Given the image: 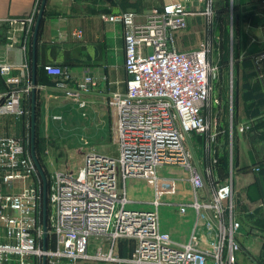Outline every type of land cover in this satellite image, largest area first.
Masks as SVG:
<instances>
[{
	"label": "built area",
	"instance_id": "1",
	"mask_svg": "<svg viewBox=\"0 0 264 264\" xmlns=\"http://www.w3.org/2000/svg\"><path fill=\"white\" fill-rule=\"evenodd\" d=\"M212 1H170L148 12L143 21L134 12L102 15L104 21L122 25L127 47V91L109 100L117 147L112 154H87L76 175L51 176L47 250L43 249V180L31 155V134L0 135V229L5 231L0 264H43L44 257L47 264H239L242 246L237 236L243 225L233 182L220 183L212 194L204 192L205 178L219 162L214 157L219 133L211 129L207 115L212 43L203 41L189 51L176 46L189 18L205 15L203 7L209 12ZM41 3L37 1L31 15L9 20L19 28L8 48L29 49ZM76 36L82 37V31ZM261 61L264 52L256 58L257 64ZM15 68L9 62L0 63V77L9 78ZM21 68L29 81L22 88L0 93V117L27 113L23 101L33 85L28 63ZM44 70L68 97L78 99L77 93L66 89L65 68L47 64ZM97 85L88 77L82 88ZM194 134L205 138V160L212 161L206 173L191 162L187 138ZM165 167L183 168L192 187V200L176 204L179 215L186 217L191 209L197 215L187 243L175 241L162 230L157 209L133 207L128 198L129 179L153 184L159 195L163 178L158 172ZM262 169L252 167L254 172ZM93 239L109 245L101 244L91 252ZM120 242L131 249L127 257L117 254Z\"/></svg>",
	"mask_w": 264,
	"mask_h": 264
},
{
	"label": "crops",
	"instance_id": "2",
	"mask_svg": "<svg viewBox=\"0 0 264 264\" xmlns=\"http://www.w3.org/2000/svg\"><path fill=\"white\" fill-rule=\"evenodd\" d=\"M37 1L0 0V63L9 62L17 67L9 78L1 77L3 87H0V93L22 88L29 81L23 75V63L30 66L32 82L33 38L27 51L19 46L8 48L10 38L18 33L19 28L11 26L9 20L31 15ZM170 1L174 0H48L37 45V119H80L85 132L105 140L114 125L109 100L113 94L126 93L128 74L123 27L104 21L102 15L134 12L138 14V21H143L148 12L162 9ZM175 1L189 4V0ZM238 7L242 17L235 39L236 119L229 129L231 138L236 134L237 154L228 151L225 137L219 134L214 157L219 162L221 160L222 165L221 168L219 162L212 165L211 176L205 178L204 192L212 194L217 185L232 180L236 211L243 225L237 236L242 246V251L237 254L239 264H264V169L261 172L252 170V167L264 166V61L256 63V58L264 52V0H238ZM202 16L189 18L188 29L177 39L178 49L193 50L203 41H210L213 49L221 44L215 23L208 27ZM78 30L82 31V37L76 36ZM47 64L65 68L66 89L77 93L78 99L68 97L65 90L56 86L57 79L44 70ZM88 77L95 79L98 85L84 90L82 85ZM24 102L25 115L0 117L1 136L31 133L32 92L25 96ZM205 162L209 169L212 161ZM186 178L187 173L183 178L176 177V182L187 183L191 194L160 200V205L159 195L155 192L153 198L147 200L130 198L128 193L133 207L157 209L159 215L161 207H171L179 224L165 232L179 243L190 240L197 218L192 209L186 217L176 211V204L193 198L191 184ZM142 183L147 185L144 181ZM161 228L163 230L162 223ZM4 241L5 231L0 229V242ZM101 244L108 247V242L93 239L91 248L96 249Z\"/></svg>",
	"mask_w": 264,
	"mask_h": 264
},
{
	"label": "rangeland",
	"instance_id": "3",
	"mask_svg": "<svg viewBox=\"0 0 264 264\" xmlns=\"http://www.w3.org/2000/svg\"><path fill=\"white\" fill-rule=\"evenodd\" d=\"M212 6L206 11L203 7V21L211 28L215 23V31L221 37V44L212 48L211 63V85L212 91L209 99L208 119L211 129L225 137L227 149L231 154H237L236 134L231 138L229 129L236 119V30L241 20L242 12L238 7V0H213ZM201 23V22H200ZM76 109L79 110L78 105ZM80 119H38L37 121V143L39 150L37 155L46 166L45 171L51 177L57 173L76 175L84 165L88 152H100L112 154L116 150V139L113 125L110 135L105 140L94 138L85 132V127L80 125ZM48 127L45 129V127ZM47 130L49 131L48 134ZM31 131V124L29 127ZM187 149L191 156L193 165L206 173L205 162V138L192 135L187 138ZM186 171L180 167H165L158 172L163 178L159 184V198L166 201L173 196L189 195L190 188L187 183L169 182L165 180L171 177H185ZM129 197L133 199H151L156 189L153 184L146 186L140 179H129L127 181ZM152 191V192H151ZM160 219L163 230L178 227V218L171 207L160 208ZM125 243V242H124ZM97 245V243L95 244ZM109 245V244H108ZM94 249V248H93ZM90 248L91 251H93ZM95 250V249H94ZM96 264V263H85Z\"/></svg>",
	"mask_w": 264,
	"mask_h": 264
},
{
	"label": "water",
	"instance_id": "4",
	"mask_svg": "<svg viewBox=\"0 0 264 264\" xmlns=\"http://www.w3.org/2000/svg\"><path fill=\"white\" fill-rule=\"evenodd\" d=\"M48 0H42L39 15L36 21L34 35H33V76H32V116H31V155L33 161L37 167V170L43 180V225H44V241H43V249L47 250V237H48V177L47 174L37 156L36 153V139H37V45L39 38V31L41 27V23L44 17L45 9L47 6ZM88 155H92L91 152ZM43 264H47V258L44 257Z\"/></svg>",
	"mask_w": 264,
	"mask_h": 264
},
{
	"label": "trees",
	"instance_id": "5",
	"mask_svg": "<svg viewBox=\"0 0 264 264\" xmlns=\"http://www.w3.org/2000/svg\"><path fill=\"white\" fill-rule=\"evenodd\" d=\"M0 87H3V81L1 80V77H0ZM24 101H23V106H24ZM26 108V107H25ZM27 110V109H26ZM207 113H208V110H207ZM37 121H38V119H37ZM31 134V133H30ZM199 136V135H198ZM199 137H201V138H203L202 136H199ZM39 145H38V143H37V139H36V153H38V150H39ZM38 156V155H37ZM38 158H39V156H38ZM40 160V159H39ZM40 162H42V160H40ZM42 164V163H41ZM221 160H220V162H219V165H218V167L219 168H221ZM42 166H43V168L45 167L46 168V166H44V164H42ZM45 168H44V170H45ZM45 172H47V171H45ZM47 174V173H46ZM47 177H48V181H49V183H48V186H49V190H50V185H51V177L47 174ZM119 249H120V253H119V255L121 256V257H127L129 254H130V252H131V249H128L127 248V243L125 242H120L119 243Z\"/></svg>",
	"mask_w": 264,
	"mask_h": 264
}]
</instances>
